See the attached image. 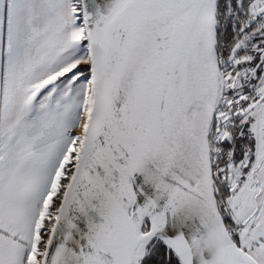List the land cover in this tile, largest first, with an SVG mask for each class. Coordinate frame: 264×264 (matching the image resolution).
I'll return each mask as SVG.
<instances>
[{"label":"snow or ice","instance_id":"obj_1","mask_svg":"<svg viewBox=\"0 0 264 264\" xmlns=\"http://www.w3.org/2000/svg\"><path fill=\"white\" fill-rule=\"evenodd\" d=\"M0 264H264V0H0Z\"/></svg>","mask_w":264,"mask_h":264}]
</instances>
